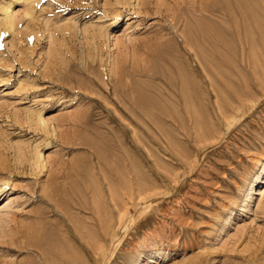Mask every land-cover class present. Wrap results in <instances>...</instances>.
I'll return each mask as SVG.
<instances>
[{"label":"rangeland","instance_id":"rangeland-1","mask_svg":"<svg viewBox=\"0 0 264 264\" xmlns=\"http://www.w3.org/2000/svg\"><path fill=\"white\" fill-rule=\"evenodd\" d=\"M261 1L0 0V205L8 206L4 210H0V264H24L26 258L28 259L33 256L32 254H34L35 258L42 261V257L38 252H31L19 247L24 245L25 228L35 220V211L46 209L47 203L44 192L47 189L46 187L52 185L51 188L58 189L59 186L57 185H60L61 188L59 189L63 190H59L60 203L64 201L63 205H61L66 207V209L70 208L72 210H65L69 213L67 215L70 218L71 216L77 218L79 215V221L83 220L84 216L82 213H78L75 203L79 202V205L83 204L85 206L87 204L89 206L92 205L90 204L91 200L93 202L97 198L98 203L100 197L101 202H103V199L104 201H109L110 192L108 185L106 183L101 185L103 179L101 177L103 174L101 173L103 171L100 172L101 170L98 167V161L100 160L101 165L106 169L105 172L107 171L106 173L110 178L113 175L111 179H113V183L116 182L113 185V189L117 192L118 195L115 192L114 194L117 195L121 203L119 204L121 214L118 210L119 208L117 209L113 202L109 201L110 204L108 201L105 202L108 205L103 202L102 205L105 204L106 207L104 205L102 207L100 202L97 204L96 200H94L93 205L95 209L101 207L104 208V211L101 208V210L98 209L100 212L103 211L101 214L100 212L97 214L93 211L96 216L92 215L93 212L91 213L90 211V220H93L90 223V232H94V235L90 233V241H92L90 245L91 247L94 246V248L90 247L91 254L88 255L84 251L85 248L82 244L71 243L72 241H67V238L65 239V236L63 237L59 233L60 231L57 229L60 228L59 224L62 222L66 224L69 218L67 217L66 219L65 215L57 211L54 204L51 203L49 208L51 212L48 214V218L52 222H56L54 224L58 223L57 226L59 227L56 225L54 227L57 234H54L59 241L55 239L56 237L53 238L56 242L52 243L55 241L52 240L51 243L55 245H49L51 250L49 248L46 250L48 251V253L46 252L48 254H46V257H48L47 260L50 257L51 260L56 258L58 262L56 260H46L42 264L62 263L61 254L67 250L68 253L66 252L65 254L70 259H75L77 255H80L82 258L84 257L83 260H80L82 258L79 256L76 258L77 261L76 259L74 261L71 260L72 263L70 264H74L75 262V264H89V262L90 264H104V262H106L105 264H264V0L263 2ZM204 6H207L208 9L207 7L204 8ZM7 10L12 14L13 27L5 23ZM219 10L220 12H218ZM225 12H227V15ZM216 14L220 17L222 16L221 19ZM224 17L227 22L224 20ZM257 17L260 18V21ZM250 22L251 24H249ZM256 22H260L259 26ZM245 23L248 27L250 25L252 30L250 27V29H245L247 27ZM225 25L228 26L225 27ZM218 29L222 31L219 33ZM247 30H250V33L248 32L250 35L246 32ZM213 31L217 33L215 34ZM196 32L198 34H203L204 32L207 34L206 38L209 37L206 39L204 38L205 34L199 36ZM195 35L199 37H196V41L194 42L192 36L195 37ZM189 36L191 38L190 41ZM201 37L206 43L201 40ZM197 38L200 40L198 41ZM226 39L230 45L227 44ZM184 40L185 42L187 40V44ZM208 40L213 44L211 45ZM231 40H234V44L237 46H234ZM216 42L220 43L216 44ZM190 44L193 46L191 47ZM217 46L221 49H218L221 51H218L219 54H222L220 57L215 56L218 55L217 48L219 47ZM214 47L216 52L212 49ZM192 48L194 52L196 51L195 53ZM223 48L226 55L222 51ZM225 50L228 53L232 51L233 54L231 55L235 56V58L231 57ZM160 55H164L163 58L166 57V59H163ZM157 57L159 58L157 59ZM214 57L217 60L219 59L217 62H219L220 68L215 62L216 59ZM227 59H231L229 61L234 66L227 64ZM208 60L210 62L213 61L210 64L212 66L215 65L217 71H215V66V69L211 67ZM233 60L235 63H233ZM222 61L224 64L226 63L225 67L223 66L224 64H221ZM203 62L204 64H202ZM205 63H208L207 65L211 67H209L210 69H208V66L204 67V69L209 70L208 72L205 70L207 74H204V71H202L204 70L202 66ZM170 64H174L172 66L175 68L173 69L175 73H171L173 70ZM229 65H231V69ZM192 68L194 69L192 70ZM212 69L214 73L211 71ZM220 69L226 72H221ZM232 69L234 71H231ZM143 70H146V72ZM229 70L233 73L231 74L234 79L231 74L228 75L230 73ZM139 71L143 73H139ZM193 71L194 74L192 73ZM218 71L221 72L220 75ZM215 72L220 77L215 75ZM159 74L163 75V78ZM209 74L210 77L208 76ZM187 75L189 76V81L191 78L193 80L190 82L185 80L188 79ZM211 75L214 76L216 82H219L214 83L218 84L219 88L216 85H212L214 80L211 78ZM222 75L225 78H221ZM229 76L232 78L230 80V84H233L231 85L232 88L228 85L229 81H226V78L230 79ZM208 77L211 81L208 80ZM130 78L133 81L132 83ZM220 78L224 79V81ZM183 79L184 81H181L180 84L182 86H180L179 82ZM107 80L110 83H107ZM121 80L125 81L122 83L123 85L118 83L122 82ZM175 80L178 82L176 83ZM225 81L227 83H223ZM172 82L179 88L177 89ZM192 83H197L196 85L200 89H197L198 87L192 85ZM187 84L188 86H186ZM202 84L204 85L202 86ZM94 85L98 88H95ZM184 85L186 89L182 90ZM165 86L167 87L165 88ZM169 86L171 87L169 88ZM187 87L191 90L189 91ZM96 89H100L101 92ZM116 89H118V92ZM187 90L189 93L186 92ZM164 91L168 92L169 96H175H172L171 99ZM205 91L206 93H204ZM218 91H221L220 93L226 91V93L220 94ZM102 92H104V95ZM192 92L193 96L190 95ZM194 92L197 95L199 93L200 96H195ZM216 92L222 96H214ZM126 93L129 94L126 96L130 97L132 103L128 98L126 99V96H123ZM134 94H136L135 101L133 99ZM105 95L106 97L104 98H107L106 102H104L105 99L103 98ZM151 96L157 101L153 100L152 102ZM159 96L162 99L165 97L167 99L162 100ZM122 97H125L124 99L126 100ZM138 98L139 100H137ZM178 98L182 106L179 105ZM186 99H188L187 103L189 104L193 102V106L197 102L198 105L196 103L195 106L200 107L201 110L197 112L196 107L194 108L192 105H189L190 110L185 108L183 104ZM165 100L167 102H164ZM149 101L151 104L146 105ZM174 103L175 106H173ZM199 103L208 108L203 107ZM124 104L126 105V109L123 106ZM110 105L116 108L113 109L115 111L112 110ZM220 108L223 110H220ZM194 109L196 112H194ZM224 109H226V112H224ZM134 110L137 112L135 113ZM179 111H181L179 113L181 118L179 117L178 120L177 116L179 115L176 113ZM182 112L184 114H181ZM81 113L82 115L84 113L88 120V124L83 126L84 129L76 123L78 122L76 115L78 116ZM139 113H142L141 116L144 118ZM183 115L187 120L182 121L184 119ZM194 115L195 117L197 116V119L199 118V121ZM162 116L166 121L162 119ZM40 118L44 122H41ZM201 118L202 120H200ZM145 119L147 122L144 121ZM180 119L181 122L185 121L187 123H181ZM194 119L200 123L196 122L198 124L195 125ZM96 120H100L99 122L97 121L98 125L94 124ZM129 122L133 125L128 124ZM152 122L154 126L151 124ZM107 125H111V128ZM118 129L121 130L119 132L114 131ZM137 129L142 133L140 131L137 132ZM109 131L114 135L110 134ZM91 132L95 134V137ZM105 132L107 133L105 134ZM131 133L133 134L131 135ZM139 133L142 135H140L142 139L139 138ZM157 133L160 135H157ZM162 134L164 135L161 136ZM108 138L110 141H108ZM84 139L85 142L83 141ZM115 139L117 140L115 141ZM147 140L151 145L146 142ZM124 141L128 145H125ZM118 144H122V146ZM83 145H86L88 148H90L89 145H93L95 148L93 150L90 148V150ZM127 147L128 149H126ZM96 148L97 150H95ZM147 149L149 151L152 150L150 151L151 153ZM114 151L119 152H115L116 154H114ZM120 151L124 153L121 154ZM154 151H156L155 154ZM38 153L41 154V158L38 157ZM85 153L88 154L90 166L86 159H84L86 162L83 160L86 155ZM91 153L93 154L91 155ZM97 153H100V155ZM126 153H129L132 157L129 155V158V156H126ZM124 154L125 157H123ZM120 156L123 157V160L120 159ZM102 157L106 161L105 159L102 160ZM155 158L160 161L156 162L157 159ZM133 159L132 165L137 162V164L141 162L139 165H142L140 167L136 165L130 166ZM75 160L81 162L78 163L80 167L77 165V162L74 163ZM126 160H128V163ZM152 160H156V163ZM93 161L97 162L96 166L93 165ZM116 162L120 163V165H117ZM86 163L88 167H85ZM107 163L109 168L112 169H108ZM157 163H159V166ZM73 164L74 166L76 164L78 167L75 166V169H73ZM127 167L129 169L130 167L133 168L128 172ZM134 167H137L136 169L139 168L136 170V175ZM141 167L144 171L146 169V172L141 170ZM124 168L127 173L124 172ZM77 170L78 173H75ZM115 170L117 172L120 170L118 174L120 173L122 176L120 174L119 176ZM86 171H89V174ZM130 171L133 173L131 172L132 174H130ZM145 174L149 175V177L143 178L142 176ZM90 175L91 177H89ZM150 175L154 180H149ZM96 176H98V179ZM116 176L121 177V179L124 176L123 178L125 179L121 180ZM168 176H172L173 178L171 177V179ZM115 177L116 179H114ZM133 177L137 183L132 181ZM141 178L145 181L148 178L147 181L149 182L153 180L154 182L151 181L150 184L152 185L153 183L155 188L149 182L139 181ZM75 179L76 181L79 180L80 184L78 182L75 183ZM92 179L94 180L92 181ZM85 180L89 181V183L91 181V185L89 186V183L86 184ZM82 181L84 185H81ZM120 181L124 187L129 186L130 188L128 189L127 187L124 191V187L121 185L123 188L118 187V190L116 186H120ZM124 181L127 184H124ZM156 181H158L157 185L160 186L161 184L163 188L156 186ZM64 184L66 185L64 186ZM87 185L89 187L93 185L91 189L94 188L92 192H96V194H90L91 192L88 194L85 190ZM141 185H145V187H141ZM97 186L99 191H96ZM149 187L153 188V190L158 187V190L156 189V192L154 190L151 194L153 190H150ZM99 188H103L104 191L102 190L101 192ZM140 188L142 194L139 191ZM146 189L151 192L147 191L148 193H145ZM122 190L124 191L123 193ZM71 191L73 192L71 193ZM62 192L65 196H63ZM125 192H127V195H130L128 196L130 201H128ZM135 192L137 193L135 194ZM85 193L90 195V201L86 202L87 199L85 197L87 195ZM101 193H104V198H102L103 195ZM73 194H76L77 197ZM94 195L95 198L93 197ZM139 196L140 199H138ZM69 198L73 203L69 202ZM77 198L79 200L83 199L86 204L81 203L83 201L80 200V202ZM131 201L135 204H132ZM65 204L67 205L65 206ZM79 205L76 207H79ZM92 206L90 210H93L94 206ZM122 206H124L125 210L122 209ZM72 207L75 209L73 210ZM110 209H113V211ZM109 210L112 212L110 213ZM76 212L77 214H75ZM102 213L104 216H102ZM105 215L107 218L109 217L108 221ZM118 215H124L121 224L117 223L119 219ZM101 216L104 218H102V221L100 219ZM96 217L99 218V222L94 221L95 219L97 220ZM50 219L49 221H51ZM60 219L63 221L60 222ZM71 219L75 221V224L79 223L77 219L73 217ZM82 223L83 221L78 225L82 227ZM103 223V226L106 228L102 227V230L101 224ZM95 228L100 229L96 231ZM107 229L109 230L107 231ZM104 230L106 233H104ZM102 232L104 233L103 235ZM94 236L96 238L101 236V238L99 237L100 240L104 236L105 240L104 238L101 241L99 238L97 240ZM61 237L65 240L61 239ZM63 241L68 243L67 248L72 245L73 249L69 248L70 253L69 249L64 247L66 243H63ZM57 242H59V245ZM73 244L75 245L73 246ZM76 244L80 245V247ZM95 245H97L96 248ZM98 245L102 247H98ZM54 246L56 250L58 247V252L53 249L55 248ZM60 247L63 249L62 251H60ZM75 247L77 250L80 248L84 250L80 249L78 250L79 253L82 252L79 254L77 251L75 254ZM96 249L98 250L95 252ZM52 250L54 253L56 252V257L51 252ZM91 250H94V253ZM99 257L101 260L99 259L100 261L98 262Z\"/></svg>","mask_w":264,"mask_h":264},{"label":"bare ground","instance_id":"bare-ground-1","mask_svg":"<svg viewBox=\"0 0 264 264\" xmlns=\"http://www.w3.org/2000/svg\"><path fill=\"white\" fill-rule=\"evenodd\" d=\"M261 2H263V0H262ZM218 5H219V3H218ZM206 7H207V6H206ZM206 7L204 6V8H206ZM218 7H219V6H218ZM219 8H220V7H219ZM221 8H222V7H221ZM207 9H208V7H207ZM210 10H211V9H210ZM217 10H218V9H217ZM220 10H222V9H220ZM220 10H219L218 12H220ZM202 11H203V10H202ZM211 11H212V10H211ZM223 11H224V9H223ZM206 13H208V12H206ZM209 13H211V12L209 11ZM212 13H213V11H212ZM212 13H211V14H212ZM221 13H222V12H221ZM248 13H251V12H248ZM214 14H215V13H214ZM225 14L227 15V12H225ZM228 14H229V13H228ZM216 15H217V14H216ZM216 15H215V16H216ZM244 15H245V13H244ZM261 15H262V14H261ZM231 16H233V15H231ZM251 16H252V14H251ZM217 17L219 18L220 16L217 15ZM221 17H222V16H221ZM221 17H220V19H221ZM226 17H227V16H226ZM229 17H230V16H229ZM257 18H258V17H257ZM220 19H219V20H220ZM225 19H226V18L224 17V20H225ZM227 19H228V17H227ZM230 19H231V18H230ZM259 19H260V18H258V20H259ZM263 19H264V18H263ZM248 20H249V18H248ZM250 20H251V19H250ZM225 21H226V20H225ZM259 21H260V20H259ZM226 22H227V21H226ZM5 23H6L7 25H9L10 27H13V25H14L13 18H12V14H11L8 10L6 11ZM228 23H229V22H228ZM228 23H227V24H228ZM246 23H247V22H246ZM246 23H245V26L247 25ZM256 23H258L257 25L259 26V23H260V22H256ZM249 24H251V22H250ZM227 26H228V25H225V27H227ZM230 26H231V25H230ZM237 26H238V25H237ZM249 27H250V25H249ZM249 27H248V25H247V27H246L245 29H247V28H249ZM228 28H229V27H228ZM236 28H237V27H236ZM250 28H251V30H252V27H250ZM250 28H249V29H250ZM263 28H264V26H263ZM220 29H221V28H220ZM220 29H218V30H219V33L222 31V30L220 31ZM239 29H240V28H239ZM239 29H238V30H239ZM242 29H244V28H242ZM259 29H262V28H259ZM263 30H264V29H263ZM185 31H186V30H185ZM215 31H217V30H215ZM232 31H233V28H232ZM186 32H187V31H186ZM213 32H214V31H213ZM239 32H240V31H239ZM239 32H238V34H239ZM246 32H247V33H248V32L250 33V30H249V31L247 30ZM187 33H188V32H187ZM193 33H194V32H193ZM214 33H215V32H214ZM214 33H213V34H214ZM216 33H217V32H216ZM216 33H215V34H216ZM247 33H246V34H247ZM249 33H248V34H249ZM259 33H261V32H259ZM183 34H184V32H183ZM190 34H191V32H190ZM190 34H188V35H190ZM196 34H198V33L196 32ZM201 34H202V33H200V34H198V35L200 36ZM204 34H205V33L203 32L202 35H204ZM211 34H212V33H211ZM221 34H222V33H221ZM223 34H224V33H223ZM232 34H234V33H232ZM240 34H241V32H240ZM206 35H207V34H205V37H204V36H202V37L206 38ZM209 35H210V34H209ZM217 35H218V34H217ZM225 35H226V34H225ZM249 35H250V34H249ZM249 35H246V36H249ZM199 36H196V35H195V37L192 36V38H194L193 41L195 42V41H196L195 38H196V37H199ZM210 36H211V35H210ZM215 36H216V35H215ZM215 36H214V37H215ZM222 36H223V35H222ZM254 36H255V35H254ZM259 36H260V35H259ZM262 36H263V34H262ZM183 37H186V36H183ZM202 37H201V40L203 41V38H202ZM208 37H209V36H208ZM208 37H207L206 39H208ZM214 37H212L213 40H215V38H216L217 36H216L215 38H214ZM257 37H258V35H257ZM263 37H264V36H263ZM189 38H190V36H189ZM189 38H188V39H189ZM224 38H225V37H224ZM239 38H240V37H239ZM246 38H247V37H246ZM250 38H251V36H250ZM250 38L248 37L247 39H250ZM253 38H254V37H253ZM260 38H261V37H260ZM184 39H185V38H184ZM197 39H198V38H197ZM240 39H241V38H240ZM256 39H259V38H256ZM256 39H254V40H256ZM190 40H191V38L189 39V41H190ZM199 40H200V39H198V41H199ZM204 40H205V39H204ZM209 40H210V39H209ZM209 40H208V42L211 41V40H210V41H209ZM213 40H212V41H213ZM241 40H242V39H241ZM241 40H240V42H241ZM215 41H216V40H215ZM215 41H214V43H215ZM225 41L227 42V39H226ZM229 41H230V40H229ZM231 41H232V40H231ZM252 41H253V40H252ZM252 41H251V42H252ZM184 42H185V40H184ZM186 42H187V40H186ZM186 42H185V43H186ZM203 42L206 43V41H203ZM221 42L224 44L223 41H221ZM236 42H237V41H236ZM247 42H248V40H247ZM251 42H250V43H251ZM205 43H204V44H205ZM219 43H220V42H219ZM219 43L216 42V44H219ZM242 43H243V42H242ZM180 44H182V43H180ZM186 44H187V43H186ZM194 44H195V43H194ZM196 44H197V42H196ZM210 44L212 45L213 43L210 42ZM225 44H226V43H225ZM227 44L230 45L229 42H227ZM232 44H233L234 46L236 45V44H234V40L232 41ZM166 45H167V44H166ZM177 45H178V44H177ZM197 45H198V44H197ZM201 45H202V44H201ZM207 45H208V44H206V46H207ZM214 45H215V44H214ZM233 45H232V46H233ZM252 45L254 46L253 43H252ZM255 45H256V44H255ZM190 46H191V44H190ZM192 46H193V45H192ZM192 46H191V47H192ZM223 46H225V45H223ZM236 46H237V45H236ZM246 46H247V45H246ZM194 47H196V46H194ZM194 47H193V48H194ZM204 47H205V46H204ZM208 47H209V45H208ZM215 47H216V45H215ZM215 47L212 48V49L216 52ZM217 47H219V46H217ZM220 47H221V45H220ZM220 47L217 48V52H218V51L221 52V51H220V50H221ZM255 47H256V46H255ZM193 48H192V50H193ZM210 48H211V47H210ZM230 48L232 49V47H230ZM230 48H228V49H230ZM233 48H234V47H233ZM164 49H165V48H164ZM164 49H162V50H164ZM194 49H195V48H194ZM206 49H207V48H206ZM218 49H220V50H218ZM225 49H227L226 46H225ZM236 49H237V48H236ZM176 50H177V48H176ZM223 50H224V48L222 49V51H223ZM159 51H160V50H159ZM179 51H181V50H179ZM208 51H209V50H208ZM225 51H226V50H225ZM235 51H236V50H235ZM235 51H234V52H235ZM243 51H244V49H243ZM160 52H162V51H160ZM193 52H194V50H193ZM195 52H196V51H195ZM195 52H194V53H195ZM197 52H198V50H197ZM209 52H210V51H209ZM211 52H212V51H211ZM219 52L217 53L218 55H215L216 57H217V56L220 57V56L222 55L221 53L219 54ZM223 52H224V51H223ZM202 53H203V51H202ZM202 53L200 52V54H202ZM226 53H228V52L226 51ZM175 54H176V53H175ZM180 54H181V53H180ZM184 54H185V53H184ZM184 54H183V55H184ZM224 54H225V52H224ZM224 54H223V55H224ZM228 54L231 55V54H233V53H232V51H231V53H228ZM158 55H159V54H158ZM185 55H186V54H185ZM189 55H190V54H189ZM198 55H199V54H198ZM225 55H226V54H225ZM234 55H235V54H234ZM160 56H161V55H160ZM160 56H159V57H160ZM163 56H164V55H162L161 57L163 58ZM204 56H205V55L203 54V57H204ZM159 57H157V59H158ZM178 57H179V56H178ZM181 57H183V56L181 55ZM194 57H195V56H194ZM229 57H230V56H229ZM231 57H234V58H235V56H233V55H231ZM231 57H230V58H231ZM164 58L166 59V57H164ZM164 58H163V59H164ZM196 58H197V57H196ZM196 58H195V59H196ZM204 58H205V57H204ZM206 58H207V57H206ZM221 58H222V57H221ZM221 58H220V59H221ZM224 58H225V57H224ZM226 58H227V56H226ZM155 59H156V58H155ZM197 59H198V58H197ZM197 59H196V60H197ZM200 59H202V58H200ZM214 59H216V58L214 57ZM222 59H223V58H222ZM232 59H233V58H232ZM168 60H169V59H168ZM202 60H203V59H202ZM204 60H205V59H204ZM209 60H210V59H209ZM209 60H208V61H209ZM211 60H212V59H211ZM227 60H228V59H227ZM229 60H231V59H229ZM229 60H228V62L226 61L227 64H231V63H232V62L230 63ZM234 60H235V59H234ZM234 60H233V63H235ZM166 61H167V60H166ZM171 61H172V60H171ZM200 61H201V60H200ZM200 61H197V62H200ZM208 61H205V62H208ZM217 61H219V59H218V60L216 59V61H215V62L217 63V65H218L219 62H217ZM167 62H168V61H167ZM201 62H202V61H201ZM201 62H200V63H201ZM215 62H214V64H216ZM224 62H225V60H224ZM224 62L222 61L221 64L223 65ZM200 63H198L199 66H201ZM210 63H213V61H211V62L209 61V64H210ZM226 63L223 65L224 67H225ZM160 64H161V63H160ZM202 64H204V62H203ZM207 64H208V63H207ZM207 64L205 63V65L202 66V67H203L202 69H204L205 66H208ZM214 64H213V65H214ZM170 65L172 66V65H174V64H170ZM191 65H192V63H191ZM191 65H190V67L193 66V65H192V66H191ZM210 65H211V64H210ZM210 65L208 66V69H210L211 67L215 69V67H216L215 65H214L215 67L212 66V65H211V67H210ZM231 65L234 66V64H231ZM231 65H229V66H230V69H231ZM235 65H236V64H235ZM166 66H167V65H166ZM166 66H165V67H166ZM171 66H170V67H171ZM219 66H220V64L218 65V67H219ZM229 66H228V67H229ZM209 67H210V68H209ZM151 68H152V67H151ZM154 68H155V67H154ZM166 68H168V67H166ZM219 68H220V67H219ZM234 68H235V67H234ZM234 68H233V69H234ZM169 69H170V68H169ZM171 69L173 70V69H175V68L172 66ZM193 69H194V68H192V70H193ZM196 69H197V68H196ZM196 69H195V70H196ZM208 69H204V70H202V71H204V74H207V72L209 71ZM221 69H222V68H221ZM221 69H220V71H221ZM225 69H226V68H225ZM233 69H232L231 71H234ZM205 70H207V72H205ZM143 71H144V70H143ZM189 71H190V70H189ZM211 71L214 73L213 69H212ZM215 71H217V67H216V70H215ZM223 71L226 72L225 70H222L221 72H223ZM119 72H120V71H119ZM119 72H118V74H119ZM135 72H136V71H135ZM141 72H142V71H139V73H141ZM144 72H146V70H145ZM167 72H168V71H167ZM169 72H171V71H169ZM180 72H182V71H180ZM218 72H219V71H218ZM221 72H219V75H220ZM229 72H230V70H229ZM123 73H124V72H123ZM130 73H132V72H130ZM142 73H143V72H142ZM171 73H175L174 70H173V72H171ZM177 73H178V72H177ZM192 73L194 74V71H193ZM209 73H210V72H209ZM215 73H216V72H215ZM227 73H228V72H227ZM231 73H232V72H230L228 75H230ZM125 74H126V73H125ZM133 74H134V73H133ZM137 74H138V73H137ZM161 74H162V73H161ZM197 74H199V72H197ZM197 74H196V75H197ZM210 74H211V73H210ZM210 74L208 75L209 77H210ZM232 74H233V73H232ZM232 74H231V76H232ZM146 75H147V74H146ZM146 75H145V76H146ZM159 75H160V74H159ZM179 75L182 76V74H180V73H179ZM200 75H201V74H200ZM215 75H217V73H216ZM224 75H225V74H224ZM122 76H123V75H122ZM160 76H162V78H163V75H160ZM170 76H171V75H170ZM185 76H186V75H185ZM187 76H188V75H187ZM190 76H191V74H190ZM193 76H194V75H193ZM206 76H207V75H206ZM212 76H213V75H211V78H213V80L215 81L214 76H213V77H212ZM217 76H218V75H217ZM116 77H117V76H116ZM119 77H120V76H119ZM132 77H133V76H132ZM167 77H168V76H167ZM191 77H192V76H191ZM191 77H190V78H191ZM197 77H198V76H197ZM199 77H200V76H199ZM209 77H208V78H209ZM218 77H220V76H218ZM218 77H216V78L218 79ZM226 77H228V76H226ZM229 77H230V76H229ZM120 78H121V77H120ZM136 78H137V77H136ZM168 78H170V77H168ZM172 78H173V77H172ZM194 78H195V77H194ZM200 78H201V77H200ZM221 78H225V77H223V75H222ZM221 78H220V79H221ZM232 78H233V76H232ZM232 78H231V77H230V79H229V78H228V79L226 78V81H227V80L229 81V82H228V85H230V87H231V85H233L232 83L230 84V82H231L230 80H231ZM121 79H123V78H121ZM150 79H152V78H150ZM173 79H174V78H173ZM175 79H176V78H175ZM179 79H181V78H179ZM198 79H199V78H198ZM233 79H234V78H233ZM117 80H118V79H117ZM119 80H120V79H119ZM127 80H128V79H127ZM153 80H154V79H153ZM165 80H166V79H165ZM177 80H178V78H177ZM185 80H188V82H190V81L193 80V78H191L190 81H189V76H188V79H185ZM195 80H196V79H195ZM195 80H194V81H195ZM208 80H210V78H209ZM221 80L224 81V79H221ZM103 81H104V80H103ZM107 81H108V80H107ZM113 81H114V80H113ZM121 81H122V80H121ZM130 81H131V78H130ZM171 81H172V79H171ZM181 81H184V79H183V80H180L179 85L181 84ZM210 81H211V80H210ZM210 81H209V82H210ZM214 81L212 82L213 84L211 83L212 85H216V84H214V83H219V82H216V81L214 82ZM226 81L223 82V83H227ZM105 82H106V81H105ZM114 82H115V81H114ZM124 82H125V81H124ZM124 82L122 81V82H118V83L122 84V83H124ZM132 82H133V81H131V83H132ZM164 82H165V81H164ZM166 82H167V81H166ZM168 82H169V81H168ZM175 82L177 83L178 81L175 80ZM196 82H198V81H196ZM201 82H202V81H201ZM232 82H233V80H232ZM103 83H104V82H103ZM107 83H110V82L108 81ZM118 83H116V84H118ZM134 83H135V81H134ZM184 83H185V82H184ZM193 83H194V82H193ZM193 83H192V85H196V84H197V83H196V84H193ZM202 83H203V82H202ZM156 84H157V83H156ZM165 84H167V83H165ZM165 84H164V85H165ZM169 84H170V82H169ZM172 84L175 85L173 82H172ZM190 84H191V83H190ZM199 84H200V83H199ZM220 84H221V83H220ZM220 84H219V85H220ZM234 84H235V81H234ZM105 85H107V84H105ZM122 85H123V84H122ZM131 85H132V84H131ZM131 85H129V86H131ZM203 85H204V84H202V86H203ZM209 85H210V84H209ZM94 86H95V85H94ZM94 86H93V88H94ZM119 86H120V85H119ZM133 86H134V84H133ZM175 86H176V85H175ZM180 86H182V85H180ZM186 86H188V84H187ZM190 86H191V85H190ZM205 86H206V85H205ZM205 86H204V88H205ZM216 86L218 87V84H217ZM216 86H215V87H216ZM222 86H223V85H222ZM224 86H225V85H224ZM106 87H107V86H106ZM106 87H105V89H106ZM127 87H128V85H127ZM149 87H150V86H149ZM166 87H167V86H165V88H166ZM170 87H171V86H169V88H170ZM173 87H174V86H173ZM184 87H185V85L183 86L182 90H183V89H186V88H184ZM193 87H194V86H193ZM196 87H198V86L196 85ZM196 87H195V88H196ZM212 87H213V86H212ZM215 87H214V90H215ZM220 87H221V86H220ZM91 88H92V87H91ZM95 88H98V87L95 86ZM169 88H167V89H169ZM176 88H177V86H176ZM178 88H179V87H178ZM178 88H177V89H178ZM190 88H191V87H190ZM218 88H219V87H218ZM218 88H216V89H218ZM225 88H226V87H225ZM231 88H232V87H231ZM130 89H132V88H130ZM136 89H137V88H136ZM153 89H154V88H153ZM167 89H165V90H167ZM180 89H181V88H180ZM187 89H188L189 91L191 90V89H189L188 87H187ZM197 89H200V88L198 87ZM202 89H203V88H202ZM226 89H227V88H226ZM226 89H225V90H226ZM96 90H100V89H96ZM116 90H117V92H118V89H116ZM126 90H127V88H126ZM128 90H129V87H128ZM133 90H134V89H133ZM188 90L186 91L187 93H189ZM192 90H194V89L192 88ZM203 90H204V89H203ZM219 90H221V89H219ZM92 91H93V90H92ZM92 91H91V92H92ZM123 91H124V90H123ZM131 91H132V90H131ZM162 91H163V90H162ZM169 91H170V90H169ZM177 91H181V90H177ZM221 91H222V90H221ZM221 91H218V92L220 93ZM100 92H101V90H100ZM117 92H115V93H117ZM129 92H130V91H129ZM129 92H127V93H129ZM134 92H136V91H134ZM164 92H165V91H164ZM196 92H198V91H196ZM196 92H194V95H195V96L197 95ZM199 92H200V91H199ZM212 92H213V89H212ZM214 92H215V91H214ZM218 92H216V94H214V96L216 95L217 97H219L218 95H220V94H222V93H226V91H223V92L220 93V94H219ZM227 92H228V91H227ZM96 93H97V91H96ZM102 93H103V95H104V92H102ZM113 93H114V92H113ZM127 93H126L125 95L123 94V96L129 95V94H127ZM165 93H166V95L168 94V92H165ZM180 93H182V92H180ZM184 93H185V92H184ZM204 93H206V91H205ZM217 93H218V94H217ZM107 94H108V93H107ZM109 94H110V93H109ZM132 94H133V92H132ZM139 94H140V93H139ZM162 94H163V93H162ZM182 94H183V93H182ZM192 94H193V92H192L190 95H192ZM227 94H228V93H227ZM229 94H230V92H229ZM100 95H101V94H100ZM110 95H111V94H110ZM120 95H121V94H120ZM134 95H135V96L133 97V99L136 97V94H134ZM163 95H165V94H163ZM163 95H162V96H163ZM169 95H170V94H168V96H169ZM185 95H186V93H185ZM101 96H102V95H101ZM130 96H131V95H130ZM168 96H167V97H168ZM172 96L174 97L175 95H171V96H169V97L172 99ZM187 96H188V94H187ZM187 96H186V97H187ZM192 96H193V95H192ZM199 96H200V95H199V93H198L197 97H199ZM220 96H222V95H220ZM230 96H231V94H230ZM98 97H99V95H98ZM104 97H106V95L103 96V98H104ZM115 97H117V96H115ZM156 97H157V96H156ZM159 97L161 98V96H159ZM169 97H168V98H169ZM176 97H177V96H176ZM183 97H184V96H183ZM201 97H202V96H201ZM204 97H205V96H204ZM118 98H119V95H118ZM118 98H117V100H118ZM120 98H121V97H120ZM122 98H123V97H122ZM124 98H125V97H124ZM124 98H123V99H124ZM127 98H128V97L126 96V99H127ZM184 98H185V97H184ZM191 98H193V97H191ZM104 99H105V98H104ZM126 99H124V100H126ZM128 99H129V101L132 103L130 97H129ZM151 99H152V102H153V100L157 101L155 98L153 99L152 96H151ZM161 99H162V98H161ZM161 99H160V100H161ZM164 99H167V98L165 97ZM164 99H162V100H164ZM195 99H196V97H195ZM195 99H194V100H195ZM220 99L222 100L221 97H220ZM230 99H231V98H230ZM106 100H107V98L104 100V102H106ZM108 100H109V99H108ZM119 100H122V99H119ZM137 100H139V98H138ZM140 100H141V99H140ZM162 100H161V101H162ZM169 100H170V99H169ZM179 100H180V99L178 98L179 105L182 106V104H180V101H179ZM182 100H183V99H182ZM187 100H188V99L184 100L185 102H184L183 106L185 105V108H188V110H190L189 108H190V106L193 104V102H192V104H191V102H190V104H189V103H187ZM197 100H198V99H197ZM200 100H201V99H200ZM200 100H199V101H200ZM207 100H208V99H207ZM207 100H205V101L207 102ZM210 100H211V99H210ZM134 101H135V99H134ZM171 101H172V100H171ZM189 101H190V100H189ZM195 101H196V100H195ZM203 101H204V100H203ZM208 101H209V100H208ZM219 101H220V100H219ZM228 101H229V100H228ZM231 101H232V100H231ZM107 102H108V101H107ZM120 102H122V101H120ZM140 102H141V101H140ZM162 102H163V101H162ZM164 102H167V100H165ZM217 102H218V100H217ZM113 103H114V102H113ZM131 103H130V104H131ZM155 103H156V102H155ZM169 103H170V102H169ZM172 103H173V102H172ZM196 103H197V102H195V104H196ZM212 103H213V102H212ZM219 103H220V102H219ZM108 104H110V103L108 102ZM119 104H120V103H119ZM122 104H123V103H122ZM122 104H121V106H122ZM136 104L139 105L138 103H136ZM140 104H141V103H140ZM148 104H151L150 101H149V103H147L146 105H148ZM157 104H158V103H157ZM157 104H156V105H157ZM166 104H167V103H166ZM187 104H188V105H187ZM195 104H194V106H193V105H192V106H193L194 108L196 107L197 112L200 111L201 108L195 106ZM199 104H200V103H199ZM201 104H202V103H201ZM201 104H200V105H201ZM204 104H205V103H204ZM220 104H221V103H220ZM220 104H219V105H220ZM131 105H132V104H131ZM141 105H142V104H141ZM189 105H190V106H189ZM196 105H198V103H197ZM215 105H216V104H215ZM123 106H125V109H126V105L124 104ZM127 106H128V104H127ZM173 106H175V103H174ZM180 106H179V107H180ZM188 106H189V107H188ZM202 106H203V104H202ZM202 106H201V107H202ZM204 106H205V105H204ZM204 106H203V107H204ZM223 106H224V104H223ZM110 107H112V106L110 105ZM136 107H137V106H136ZM162 107H163V106H162ZM164 107H165V106H164ZM205 107L208 108L207 106H205ZM221 107H222V106H221ZM228 107H229V106H228ZM130 108H131V106H130ZM158 108H159V107H158ZM197 108H198V109H197ZM216 108H217V107H216ZM224 108H226V107H224ZM113 109H116V108H115V107H114V108L112 107V110H113ZM127 109H129V108L127 107ZM151 109H152V108H151ZM168 109H169V108H168ZM177 109H178V108H177ZM179 109H180V108H179ZM221 109H222V108H220V110H221ZM88 110H89V108H88ZM88 110H87V111H88ZM96 110H98V109H96ZM99 110H100V109H99ZM129 110L131 111V109H129ZM135 110H136V109H135ZM135 110H134V112H135ZM148 110H149V108H148ZM165 110H166V109H165ZM165 110H164V111H165ZM181 110H182V109H181ZM191 110H192V109H191ZM217 110H218V108H217ZM222 110H223V109H222ZM224 110H225L224 112H226V109H224ZM113 111H115V110H113ZM144 111H145V110H144ZM144 111H143V112H144ZM152 111H154V109H152ZM160 111H161V110H160ZM170 111H171V110H170ZM172 111H173V110H172ZM116 112L118 113V115H120L118 111H116ZM128 112H129V111H128ZM136 112H137V111H136ZM136 112H135V113H136ZM154 112H155V111H154ZM154 112H153V113H154ZM161 112H163V111H161ZM166 112H167V111H166ZM180 112H181V111H179V112L176 113V114L179 115ZM194 112H196L195 109H194ZM202 112H203V111H202ZM202 112H199V113H202ZM84 113H85V112H84ZM84 113H83V115H82V113H81V114H80L81 116L78 115V116H80V117H78V116L76 115V118H77V120H78V122H76V123H78L82 128H83V126H85V125L88 124L87 116L84 115ZM97 113H98V112H97ZM97 113H95V114H97ZM101 113H102V112H101ZM150 113H151V112H150ZM186 113L189 114L188 112H186ZM85 114H86V113H85ZM124 114H125V113H124ZM124 114H123V117H124ZM132 114H133V113H132ZM139 114H140V116H141L142 113H139ZM144 114H145V113H144ZM146 114H147V112H146ZM156 114H158V113H156ZM163 114H164V113H163ZM166 114H167V113H166ZM172 114H174V113L172 112ZM176 114H175V116H177ZM181 114H184V113L182 112ZM195 114H196V113H195ZM220 114H221V113H220ZM225 114H226V113H225ZM97 115H98V114H97ZM101 115H103V114H101ZM130 115H131V113H130ZM133 115H134V114H133ZM148 115H149V114H148ZM159 115H160V114H159ZM159 115H158V116H159ZM168 115H171V114H168ZM189 115H190V114H189ZM229 115H230V113H229ZM116 116H117V115H116ZM121 116H122V114H121ZM134 116H136V115H134ZM173 116H174V115H173ZM173 116H172V117H173ZM175 116H174V119H175ZM181 116H182V115H181ZM192 116H193V115H192ZM192 116H191V118H192ZM197 116H198V114H197ZM197 116H196V117H197ZM200 116H201V115H200ZM200 116H199V117H200ZM223 116H224V115H223ZM136 117H137V116H136ZM136 117H135V119H136ZM141 117H143V116H141ZM141 117H140V118H141ZM145 117H146V116H145ZM147 117H148V116H147ZM162 117H163V116H162ZM177 117H178V120H179L180 115L177 116ZM183 117H184V115H183ZM194 117H195V115H194ZM194 117H193V118H194ZM196 117H195V118H196ZM92 118H94V117H92ZM105 118H106V117H105ZM120 118H121V117H120ZM143 118H144V117H143ZM168 118H169V117H168ZM180 118H181V117H180ZM189 118H190V117H189ZM124 119H125V118H124ZM126 119H127V118H126ZM159 119H161V118H159ZM162 119H164V117H163ZM170 119H171V117H170ZM196 119H197V118H196ZM196 119H194L195 122H194V120H193V122L195 123V125L198 124V123H200V122H198V121H199V118L197 119L198 121H196ZM77 120H76V121H77ZM139 120H140V119H139ZM142 120H143V119H142ZM164 120L166 121V119H164ZM183 120H187V119H185V117H184V119H182V121H183ZM200 120H202V118H201ZM40 121H41V122H44V120H43L42 118H40ZM97 121H98V120L94 121V122H96V123H94V124H97ZM99 121H100V120H99ZM99 121H98V122H99ZM104 121H106V120H104ZM124 121H126V120H124ZM127 121H128V120H127ZM144 121L147 122L146 119H145ZM149 121H150V120H149ZM171 121H172V120H171ZM175 121H176V119H175ZM188 121H189V120H188ZM92 122H93V121H92ZM92 122H91V123H92ZM101 122L104 123L102 120H101ZM120 122H121V121H120ZM120 122H118V123H120ZM167 122H168V121H167ZM172 122H173V121H172ZM176 122H177V121H176ZM180 122H181V119H180ZM189 122H190V121H189ZM196 122H198V123H196ZM89 123H90V122H89ZM107 123H108V122H107ZM115 123H116V121H115ZM122 123H123V122H122ZM138 123H139V122H138ZM164 123H166V122H164ZM169 123H170V122H169ZM181 123H187V122L184 121V122H181ZM126 124H127V123H126ZM128 124L131 125L132 123L129 122ZM140 124H142V123H140ZM148 124H149V123H148ZM151 124L153 125V122H152ZM157 124H158V123H157ZM162 124H163V123H162ZM174 124H175V123H174ZM177 124H178V123H177ZM97 125H98V124H97ZM99 125H100V123H99ZM103 125H104V124H103ZM103 125H101V126H103ZM132 125H133V124H132ZM143 125H144V124H143ZM158 125H159V124H158ZM160 125H161V124H160ZM163 125H164V124H163ZM182 125H183V124H182ZM182 125H181V127L183 128ZM186 125H187V124H186ZM186 125H185V127H186ZM107 126H110V128H111V125H107ZM119 126H120V125H119ZM146 126H147V125H146ZM149 126H150V125H149ZM153 126H154V125H153ZM155 126H156V125H155ZM166 126H167V125H166ZM178 126H179V125H178ZM115 127H117V126H115ZM120 127H121V126H120ZM147 127H148V126H147ZM150 127H151V126H150ZM167 127H168V126H167ZM181 127H180V128H181ZM187 127H188V126H187ZM85 128H86V127H85ZM97 128H99V127H97ZM112 128H113V127H112ZM135 128H136V127H135ZM140 128H141V127H140ZM151 128H152V127H151ZM170 128H171V127H170ZM175 128H176V126H175ZM83 129H84V128H83ZM89 129H90V128H89ZM107 129H108V128H107ZM107 129H106V130H107ZM113 129H114V128H113ZM131 129H132V128H131ZM133 129H134V126H133ZM133 129H132V130H133ZM141 129H142V128H141ZM146 129H147V128H146ZM154 129H155V128H154ZM173 129H174V128H173ZM106 130H105V131H106ZM120 130H121V129H120ZM120 130L118 129V130H114V131H118V132H119ZM132 130H131V131H132ZM176 130H177V129H176ZM85 131H86V130H85ZM89 131H90V130H89ZM107 131H108V130H107ZM110 131H111V130H110ZM110 131H109V132H110ZM114 131H113V132H114ZM134 131H135V129H134ZM136 131L138 132V131H140V130L137 129ZM147 131H148V129H147ZM152 131H153V130H152ZM81 132H82V131H81ZM83 132H84V131H83ZM101 132H103V131H101ZM121 132H122V131H121ZM140 132H141V131H140ZM91 133H92V132H91ZM106 133H107V132H105V134H106ZM115 133H116V132H115ZM135 133H136V132H135ZM141 133H142V132H141ZM92 134H93V133H92ZM110 134H112V133L110 132ZM116 134H117V133H116ZM120 134H121V133H120ZM120 134H119V135H120ZM132 134H133V133H131V135H132ZM210 134H211V133H210ZM96 135H97V134H96ZM112 135H114V134H112ZM122 135H123V134H122ZM122 135H121V136H122ZM134 135H135V134H134ZM140 135H141V134L139 133V138H141ZM149 135H150V134H149ZM149 135H148V137H149ZM157 135H160V134L157 133ZM163 135H164V134H162L161 136H163ZM208 135H209V134H208ZM208 135H207V136H208ZM93 136L95 137V134H93ZM106 136H107V135H106ZM108 136H109V135H108ZM136 136H137V135H136ZM141 136H142V135H141ZM151 136H153V135H151ZM161 136H159V137H161ZM207 136H206V137H207ZM82 137H83V136H82ZM115 137H116V136H115ZM123 137H124V135H123ZM206 137H205V138H206ZM210 137H212V136H210ZM213 137H214V135H213ZM213 137H212V138H213ZM88 138H89V137H88ZM88 138H87V139H88ZM109 138H110V137H109ZM109 138H108V139H109ZM112 138H113V137H112ZM119 138H120V137H119ZM137 138H138V137H137ZM161 138H162V137H161ZM208 138H209V136H208ZM81 139H82V138H81ZM81 139H80V140H81ZM89 139H91V138H89ZM93 139H94V138H93ZM105 139H106V138H105ZM122 139H123V138H122ZM134 139H135V138H134ZM141 139H142V138H141ZM153 139H155V138H153ZM102 140H103V139H102ZM116 140H117V139H115V141H116ZM139 140H140V139H139ZM155 140H157V139H155ZM159 140H160V139H159ZM159 140H158V142H159ZM161 140H162V139H161ZM78 141H79V140H78ZM83 141L85 142V139H84ZM98 141H99V140H98ZM108 141H110V139H109ZM113 141H114V140H113ZM118 141H119V139H118ZM151 141H152V139H151ZM74 142H75V141H74ZM84 142H83V143H84ZM102 142H104V141H102ZM105 142H106V141H105ZM105 142H104V143H105ZM122 142H123V141H122ZM124 142H125V141H124ZM141 142H142V141H141ZM146 142H147L148 144L151 145V143H149L148 140H147ZM146 142H145V143H146ZM152 142H153V141H152ZM154 142H156V141H154ZM161 142H162V141H161ZM80 143H81V142H80ZM88 143H89V142H88ZM104 143H103V144H104ZM114 143H115V142H114ZM147 143H146V145H147ZM75 144H76V142H75ZM84 144H85V143H84ZM90 144H91V143H90ZM110 144H111V143H110ZM112 144H113V143H112ZM122 144H123V143H122ZM122 144H118V145H121V146H122ZM124 144H125V145H128V144H126V142H125ZM130 144H131V143H130ZM138 144H140V143H138ZM155 144H156V143H155ZM99 145H100V143H99ZM107 145H108V144H107ZM141 145H142V144H141ZM83 146L86 147V145H83ZM89 146H90V148H91L92 150H93V148H95V147H93V145H92V146L89 145ZM114 146H115V145H114ZM147 146H149V145H147ZM152 146H153V145H152ZM154 146H155V145H154ZM119 147H120V146H119ZM125 147H126V146H125ZM150 147H151V146H150ZM155 147H156V146H155ZM86 148H88V147H86ZM90 148H88V149H90ZM123 148H124V147H123ZM129 148H130V147H129ZM136 148H137V147H136ZM146 148H148V147H146ZM91 149H90V150H91ZM103 149H104V147H103ZM126 149H128V147H127ZM137 149H138V148H137ZM144 149H145V148H144ZM151 149H153V148H151ZM156 149H157V148H156ZM85 150H86V149H85ZM95 150H97V148H96ZM113 150H114V149H113ZM115 150H116V149H115ZM122 150H124V149H122ZM147 150L149 151V149H147ZM100 151H101V150H100ZM100 151H99V152H100ZM103 151H104V150H103ZM124 151H125V150H124ZM133 151H134V149H133ZM133 151H132V152H133ZM150 151H152V150H150ZM150 151H149V152H150ZM86 152L90 153L89 151H86ZM94 152H97V151H94ZM115 152H119V151H114V154H116ZM121 152H122V151H120V153H121ZM129 152H130V151H129ZM134 152H135V151H134ZM138 152H139V151H138ZM146 152H147V151H146ZM155 152H156V151H154V154H155ZM120 153H118V154H120ZM123 153H124V152H123ZM123 153H121V154H123ZM150 153H151V152H150ZM85 154H86V155H85L86 158L84 157L83 160L86 159L87 162H88V160H89L88 157H87L88 154H87V153H85ZM92 154H93V153H91V155H92ZM97 154H98V153H97ZM106 154H107V152H106ZM106 154H105V155H106ZM108 154H109V153H108ZM111 154H113V153H111ZM127 154H128V155H127ZM131 154H132V153H131ZM154 154H153V157H154ZM94 155H95V153H94ZM94 155H93V156H94ZM98 155H100V153H99ZM129 155H130L129 153H126V156H129ZM95 156H96V155H95ZM95 156H94V158H95ZM114 156H115V155H114ZM121 156H123V155H121ZM121 156H120V157H121ZM130 156H131V155H130ZM130 156H129V158H130ZM150 156H151V155H150ZM150 156H149V157H150ZM38 157L41 158V154H40V153H38ZM82 157H83V156H82ZM123 157H125V154H124ZM123 157H121L120 159H122ZM131 157H132V156H131ZM136 157H137V156H136ZM151 157H152V156H151ZM151 157H150V158H151ZM153 157H152V158H153ZM80 158H81V157H80ZM98 158H100V157H98ZM106 158H107V157H106ZM114 158H115V157H114ZM114 158H113V159H114ZM117 158H118V157H117ZM117 158H116V159H117ZM129 158H128V159H129ZM137 158L139 159V157H137ZM103 159H105V158L102 157V160H103ZM126 159H127V158H126ZM155 159H157V158H155ZM76 160H77V159H76ZM76 160L74 161V163L77 162ZM80 160H81L82 163L86 162L85 160H84V162L82 161V159H80ZM117 160H118V159H117ZM122 160H123V159H122ZM129 160H131V159H129ZM94 161H95V160H94ZM94 161H93V162H94ZM97 161H98V160H97ZM100 161H101V160H100ZM100 161H98V165H99L98 167L100 168L99 170H101L100 172L103 171V172L101 173V174H103V175L101 176V177L103 178L102 181H101V185H104L105 183H106V185H108L109 192H110V196H109L110 199H109V201L113 202L114 205L117 207V209L119 208L118 210L120 211V214H121V208H120V205H119V204H121V203L119 202V199L117 198V195H118L117 192H115V191H114L115 189H113V188H114L113 185H114L116 182L113 183V179H111V178L113 177L112 173H111L112 177L110 178L109 175L106 173L107 171L105 172L106 169L101 165V162H100ZM105 161H106V159H105ZM109 161H110V160H109ZM126 161H127V163H128V160H126ZM152 161L155 162L156 160H152ZM158 161H160V160L157 159L156 162H158ZM81 162H79V160H78L77 165L79 166L78 163H81ZM103 162H104V161H103ZM112 162H113V161H112ZM120 162H121V160H120ZM133 162H134V159H133V161H131V163L129 162V163L131 164L130 166H135V165H136V166L140 167V166L142 165V164L139 165L141 162H139V164H137V163H138V162H137L136 164L132 165ZM156 162H155V163H156ZM94 163H95V162H94ZM94 163H93V165L96 166V163H97V162H96L95 164H94ZM150 163H151V162H150ZM88 164H89V166H90L91 163L88 162ZM102 164H103V163H102ZM104 164H106V163H104ZM111 164H112V163H111ZM111 164H110V165H111ZM113 164H114V163H113ZM116 164H117V165H120V163H118V162H116ZM125 164H126V163H125ZM125 164H124V165H125ZM151 164H152V163H151ZM157 164H158V166H159V163H157ZM77 165L75 164V166H77ZM82 165H83V164H82ZM107 165H108V163H107ZM147 165H148V163H147ZM72 166H73V169H75L74 164H73ZM78 166H77V167H78ZM104 166H105V165H104ZM79 167H80V166H79ZM83 167H84V166H83ZM83 167H82V168H83ZM85 167H88V166H87V163L85 164ZM125 167H126V166H125ZM151 167H152V166H151ZM156 167H157V165H156ZM122 168H123V166H122ZM132 168H133V167H130V169H132ZM136 168H137V167H136ZM136 168L134 167V169H135V175H136V173H137L136 170L139 169V168H138V169H136ZM144 168H145V167H144ZM157 168H158V167H157ZM70 169H71V168H70ZM80 169H81V168H80ZM88 169H89V168H88ZM95 169H96V167H95ZM97 169H98V168H97ZM108 169L110 170V169H112V168H109V165H108ZM113 169H114V168H113ZM116 169H117V168H116ZM127 169H128L127 171L129 172V170H130L129 167H127ZM140 169L143 170L142 167H141ZM158 169H159V168H158ZM158 169H157V170H158ZM86 170H87V168H86ZM121 170H122V169H121ZM150 170H151V169H150ZM75 171H76V170H75ZM83 171H84V170H83ZM115 171H116V173L118 174V172H119L120 170H119L118 172H117V170H115ZM132 171H133V170H132ZM132 171H130V174L133 173ZM143 171H144V170H143ZM86 172L88 173L89 171H86ZM95 172H96V170H95ZM95 172H94V173H95ZM97 172H98V170H97ZM110 172H111V171H110ZM124 172H125V168H124ZM124 172H123V173H124ZM131 172H132V173H131ZM138 172H139V171H138ZM141 172H142V171H141ZM144 172H146V169H145ZM144 172H143V173H144ZM147 172H148V170H147ZM155 172H156V170H155ZM72 173H73V172H72ZM75 173H78V170H77V172H75ZM75 173H74V174H75ZM87 173H86V174H87ZM123 173H122V174H123ZM125 173H127V172H125ZM139 173H140V172H139ZM148 173H149V172H148ZM148 173H147V174H148ZM88 174H89V173H88ZM92 174H93V171H92ZM92 174H91V175H92ZM95 174H96V173H95ZM98 174H100V173H98ZM98 174H97V175H98ZM101 174H100V175H101ZM109 174H110V173H109ZM113 174H114V173H113ZM119 174H120V173H119ZM119 174H118V175H119ZM147 174H145L146 176L143 175L142 177H143V178H145V177H147V176L149 177V175H147ZM149 174H150V173H149ZM91 175H90L89 177H91ZM115 175H116V174H115ZM115 175H114V176H115ZM120 175H121V174H120ZM120 175H119V176H120ZM123 175H124V174H123ZM127 175H128V174H127ZM135 175H133V176H135ZM141 175H142V174H141ZM155 175H156V174H155ZM175 175H176V174H175ZM86 176H87V175H86ZM86 176H85V178H87ZM98 176H99V175H98ZM98 176H96L97 179H98ZM121 176H122V175H121ZM131 176H132V175H131ZM139 176H140V174H139ZM156 176H157V175H156ZM158 176H159V175H158ZM173 176H174V173H173ZM89 177H88V179H89ZM93 177H94V176H93ZM116 177L121 179V177H118V176H116ZM116 177H115L114 179H116ZM123 177H124V176H123ZM123 177H122L121 180L125 179V178H123ZM135 177H137V176H135ZM168 177H169V176H168ZM171 177H172V176H170L169 178H171ZM74 178H76V176H74ZM82 178H83V177H82ZM82 178H80V179H82ZM127 178L129 179L128 176H127ZM127 178H126V179H127ZM138 178H139V177H138ZM159 178H160V177H159ZM164 178H165V177H164ZM172 178H173V177H172ZM172 178H171V179H172ZM88 179H87V180H88ZM95 179H96V178H95ZM97 179H96V181H97ZM134 179H135V178L133 177V179H132L133 182L135 181ZM147 179H148V178H146V181H145V180H142V178H141V179H139V181L141 180V181H145L146 183H148L149 181H147ZM150 179H153V180H154V178L151 177V175H150L149 180H150ZM155 179H156V178H155ZM171 179H170V180H171ZM68 180H69V178H68ZM77 180H78V179H77ZM83 180H84V178H83ZM87 180H85V181L87 182ZM89 180H91V179H89ZM93 180H94V179H92V181H93ZM99 180H100V179H99ZM103 180H104V182H103ZM153 180H151V181H153ZM175 180H176V178H175ZM78 181H79V180H78ZM78 181H76V179H75V183L78 182ZM125 181L128 182L129 180H125ZM125 181H124V184H127V183H125ZM151 181H150V182H151ZM172 181H173V180H172ZM130 182H131V181H130ZM150 182H149V184H150ZM153 182H154V181H153ZM67 183H68V182H67ZM70 183H71V182H70ZM78 183H79V182H78ZM88 183H89V181H88L86 184H88ZM90 183H91V181H90ZM90 183H89V186L91 185ZM93 183H94V182H93ZM98 183H99V182H98ZM117 183H118V182H117ZM121 183H122V182L120 181V184H119L120 186H116L118 190H119L118 187H121V185H122ZM134 183H137V182L135 181ZM134 183H133V184H134ZM161 183H162V182H161ZM79 184H80V183H79ZM139 184H140V183H139ZM141 184H142V183H141ZM143 184H144V183H143ZM157 184H158V181H156V184H155V185L158 186ZM65 185H66V184H64V186H65ZM81 185H84V184H83V181H82ZM95 185H96V184H95ZM128 185H130V184L128 183ZM150 185H151V184H150ZM51 186H52V185H51ZM51 186L46 187L47 189H45V191H44V192H45V196H46V200H45V201H46L48 207L46 206V209H45V208L42 209V210L38 209L37 211H35V212H36V213H35V214H36V216H35V220H34V221L32 220L33 222L30 221L31 223H30L29 225L27 224L28 226H26V228H25L26 230H25V234H24V238H25V239H24V240H25V241H24V245L22 244L23 246H20V247H19L20 249H26V250H29V251H31V252H34V251L38 252V253L41 255V257H42V258H41L42 261H40V260H38L37 258H35L34 254H32L33 256L29 257L28 259L26 258V260H25V261H26V262H25L26 264H42L43 261H44V263H45V261H46L47 258H48V257H46V256L48 255V254H47L48 251H46V250H47L48 248L50 249V248H51L50 246L55 245V244H52V243L56 242V240L59 241V240L57 239L56 235L54 234V233H56V231L54 230V227H55V225L57 226L58 223H57V224H54V223H56V222H52V220H51L50 218H48V217H49L48 214L51 212V210L49 209L51 203L54 204V206L56 207L57 211L62 212V213L65 215L64 217H66V219H67V217L69 218V219H67V221L69 222V224H67L68 222H67L66 224H64V222H62L61 224H59V225H60V228H57V227H59V226L56 227V228L60 231L59 233L62 234L63 237L65 236V239L67 238V241H68V240H69V241H72L71 243L74 242V243H80V244H82V245L84 246L85 250H84V249H81V248H80V249H81V250H84L88 255L91 254V253H90V247H91L90 244H92V243H91L92 241H90V238H91V237H90V233H91V235H94V234H93L94 232H90V229H91V228H90V223H91V220H92V219L90 220V211H91V213H92L93 211H95V213L99 214L100 211H99L98 209H100L101 207H100V208L97 207L98 209H95V206L93 205V202H95L94 200H96L97 198L94 199V198H95V195H94V196H93L94 198L92 197V199H94L93 202H92V200L90 199V200H91L90 204H92L94 207H93L92 205H89V206H88V205L84 202V200H83V199H84L83 195H82L83 199H80V200H82L83 202H81V201L77 198L81 203H85V204H86V205L84 204L85 206H83V204L79 205V202H78V203H75L76 206L79 205V207H76V206H75V208L78 210V213H79V214L82 213V215L84 216V219L81 220V221H83V223H82L83 225H82V227H81L80 225H78V224H81V221L78 220V216H79V215L77 216V218L74 217V216H71V218L73 217L74 219H77V221L79 222L78 224H77V223L75 224V223H74L75 221H72V219L68 216L69 213H67V212L65 211V210L70 209V208H67V209H66V207H63V206H62V205H63L62 203H63L64 201H63V202L61 201L62 203H60L59 190H60V191H63L62 189H59V188H61L60 185H59V184L57 185V186H59L58 189H56V188L54 189V187H52L54 190L51 188ZM54 186H55V185H54ZM57 186H56V187H57ZM78 186H80V185H78ZM89 186L87 185L86 188H85V190L88 192V194H89L90 192H91L90 194H94V193L96 194V192H94V193L92 192V190H94V188L91 189V187H93V185H92L91 187H89ZM122 186H123V185H122ZM136 186H137V185H136ZM136 186H135V187H136ZM146 186H147V185H146ZM151 186H153V183H152ZM160 186H161V184H160ZM160 186H158V187H160ZM83 187H84V186H83ZM123 187H124V186H123ZM123 187H121V188H123ZM127 187H128V189L130 188L129 186H127ZM127 187H124V188H123L124 191H125V189H127ZM139 187H140V186H139ZM139 187H138V188H139ZM141 187H145V185H141ZM153 187H154V186H153ZM158 187H156L157 190H158ZM161 187H162V186H161ZM50 188H51V190H50ZM64 188H66V187H64ZM72 188H74V187L72 186ZM80 188H81V187H80ZM95 188H96V186H95ZM154 188H155V187H154ZM162 188H163V187H162ZM76 189H77V188H76ZM99 189H100V188H99ZM117 189H116V190H117ZM131 189H132V188H131ZM136 189H137V188H136ZM136 189H135V190H136ZM149 189H150V190H153V188L151 189L150 187H149ZM156 189H154L155 192H156ZM65 190H66V189H65ZM70 190H71V189H70ZM74 190H75V188H74ZM100 190H101V192H102L103 188L100 189ZM140 190H141V188L139 189V191H140ZM150 190H149V191H150ZM154 190H153L152 192L150 191L151 194L154 192ZM75 191H76V190H75ZM77 191H78V190H77ZM77 191H76V192H77ZM80 191H81V190H80ZM96 191H99V190H98V186H97V190H96ZM103 191H104V190H103ZM107 191H108V190H107ZM124 191L122 190V193H123ZM131 191H132V190H131ZM147 191H148V189H146V191H144V192L146 193ZM149 191H148V192H149ZM72 192H73V191H71V193H72ZM84 192H85V191H84ZM114 192H115L117 195H115ZM118 192H119V191H118ZM128 192H129V191H128ZM141 192H142V191H140V193H141ZM148 192H147V193H148ZM150 192H149V193H150ZM62 193H63V192H62ZM65 193H66V191H65ZM67 193H68V192H67ZM74 193H75V192H74ZM77 193H79V192H77ZM126 193H127V192H125V194H126ZM136 193H137V192H135V194H136ZM138 193H139V192H138ZM140 193H139V194H140ZM63 194H64V193H63ZM85 194L87 195V193H85ZM98 194H99V193H98ZM98 194H97V195H98ZM101 194H102V193H101ZM103 194H104V193H103ZM103 194H102V195H103ZM130 194H131V193H130ZM141 194H142V193H141ZM160 194H161V193H160ZM60 195H61V194H60ZM73 195L76 196V194H73ZM97 195H96V196H97ZM108 195H109V194H108ZM146 195H147V194H146ZM45 196L43 195V197H45ZM63 196H65V194H64ZM66 196H67V195H66ZM70 196H71V195H70ZM79 196H80V195H79ZM99 196H101V195L99 194ZM104 196H105V195H103L102 198H104ZM120 196H121V195H120ZM126 196H127V198H128V196H130V195H129V194H128V195L126 194ZM144 196H145V195H144ZM68 197H69V196H68ZM68 197H67V198H68ZM71 197H72V196H71ZM71 197H70V198H71ZM76 197H77V196H76ZM89 197H90V195H87V197H85V198L87 199L86 202H87V201H90V200H89ZM97 197H98V196H97ZM137 197H138V195H137ZM70 198H69V199H70ZM72 198H73V197H72ZM80 198H81V197H80ZM98 198H99V197H98ZM100 198H101V197H100ZM100 198L98 199V200H99L98 203L100 202L101 206L103 207V205L105 206V204H107V203H105V202H107L108 200L104 201V199H103V202H104L105 204L102 205L103 202H101L102 200H101ZM120 198H121V197H120ZM141 198H142V197H141ZM65 199H66V198H65ZM75 199H76V198H75ZM107 199H108V197H107ZM122 199H125V198H122ZM130 199H131V198H130ZM138 199H140V196H139ZM61 200H62V199H61ZM78 200H77V201H78ZM154 200H155V199H154ZM156 200H157V199H156ZM70 201L72 202L71 199L69 200V202H70ZM73 201H74V200H73ZM109 201H108V202H109ZM122 201H123V200H122ZM128 201H130L129 198H128ZM152 201H153V200H152ZM67 202H68V201H67ZM74 202H76V201H74ZM124 202H125V201H124ZM131 202H132V201H131ZM72 203H73V202H72ZM96 203H97V200H96ZM98 203H97V204H98ZM125 203H126V202H125ZM125 203H124V204H125ZM53 204H52V205H53ZM61 204H62V205H61ZM69 204H70V203H69ZM88 204H89V202H88ZM94 204H95V203H94ZM100 204H99V206H100ZM109 204H110V202H109ZM127 204L129 205L130 203H127ZM132 204H135V203L132 202ZM66 205H67V204H65V206H66ZM107 205H108V204H107ZM125 205H126V204H125ZM128 205H127V206H128ZM130 205H131V204H130ZM136 205H137V204H136ZM70 206H71V205H70ZM91 206L93 207V210H90V207H91ZM6 207H8V206H5V205L1 204V205H0V210H1V209L4 210V208H6ZM55 207H54V208H55ZM105 207H106V206H105ZM113 207H114V206H113ZM122 207H123L122 209H124V206H122ZM63 208H65V209H63ZM75 208H74V209H75ZM108 208H109V207H108ZM108 208H107V209H108ZM111 208H112V206H111ZM134 208H135V207H134ZM141 208H142V206H141ZM72 209H73V207H72ZM74 209H73V210H74ZM101 209L104 211V208H101ZM101 209H100V210H101ZM70 210H71V209H70ZM70 210H69V211H70ZM105 210H106V209H105ZM110 210L113 211V209H110ZM110 210H109V212L111 213L112 211H110ZM124 210H125V209H124ZM124 210H123V211H124ZM52 211H53V210H52ZM67 211H68V210H67ZM71 211H72V210H71ZM103 211H101V212H103ZM123 211H122V213H123ZM101 212H100V214H101ZM106 212L109 213L108 211H106ZM70 213H72V212H70ZM73 213H74V212H73ZM73 213H72V214H73ZM107 213H105V214H107ZM133 213H134V212H133ZM67 214H68V215H67ZM75 214H77V212H76ZM102 214H103V213H102ZM117 214H118V212H117ZM123 214H124V213H123ZM139 214H140V213H139ZM52 215H54V214H52ZM82 215H81V217H82ZM92 215L96 216V215L94 214V212H93ZM109 215H110V214H109ZM128 215H129V214H128ZM56 216H57V215H56ZM97 216H98V215H97ZM102 216H104V214H103ZM102 216H101V218H100L101 221L104 219ZM105 216H106V215H105ZM123 216H124V215H120V216L118 215L119 219L117 220V221H118L117 223H120V224L122 223ZM132 216H133V215H132ZM140 216H141V214H140ZM54 217H55V216H54ZM99 217H100V215H99ZM134 217H135V216H134ZM91 218H92V216H91ZM94 218H95V217H94ZM94 218H93V219H94ZM96 218H97V220L95 219L94 221H95V222H97V221L99 222V221H100V220H98L99 218H98V217H96ZM102 218H103V219H102ZM105 218H107V216H106ZM108 218H109V217H108ZM108 218H107V221H108ZM129 218H130V217H129ZM49 219H50L51 221H49ZM57 219H58V217H57ZM62 219H63V218H62ZM79 219H80V217H79ZM111 219H112V218H111ZM58 220H59V219H58ZM63 220H64V219H63ZM63 220L60 219V222L63 221ZM54 221H55V220H54ZM77 221H76V222H77ZM92 221H93V220H92ZM105 221H106V220H105ZM114 221H115V219H114ZM135 221H136V219H135ZM57 222H58V221H57ZM95 222H94V223H95ZM94 223H93V224H94ZM106 223H107V222H106ZM109 223H111V222H109ZM93 224H92V225H93ZM95 224H96V223H95ZM92 225H91V226H92ZM101 225H102L101 228H102V227H103V228H106V227L103 226L104 223L101 224ZM116 225H117V224H116ZM93 226H95V225H93ZM96 226H99V225H96ZM105 226H108V225H105ZM79 227L82 228V229H80ZM99 227H100V226H99ZM110 227H111V226H110ZM115 227H116V226H115ZM122 227H123V226H122ZM103 228H102V230H103ZM107 228H108V227H107ZM111 228H112V227H111ZM57 229H56V230H57ZM92 229H93V227H92ZM95 229H96V228H95ZM99 229H100V228H99ZM99 229H96V231H97V230L99 231ZM58 230H57V232H58ZM108 230H109V229H107V231H108ZM113 230H115V229H113ZM91 231H92V230H91ZM104 231H105V230H104ZM104 231H103V232H104ZM100 232H101V230H100ZM103 232H102V235H103L104 233H106V231H105L104 233H103ZM59 233H58V236H59ZM95 233H96V232H95ZM112 233H113V232H112ZM56 234H57V233H56ZM96 234H97V233H96ZM99 234H100V233H99ZM54 235H55V236H54ZM60 236H61V235H60ZM104 236H106V235H104ZM104 236H103V238H104V240H105V237H104ZM115 236H116V235H115ZM54 237H56V238H55L56 240L53 239ZM92 237H93V236H92ZM94 237H95V236H94ZM99 237L101 238V236H98V238H99ZM120 237H121V236H120ZM95 238H96V237H95ZM95 238H94V240H95ZM98 238H96V239L98 240ZM100 238H99V240H100ZM103 238H102V239H103ZM61 239H64V238L61 237ZM65 239H64V240H65ZM102 239H101V240H102ZM52 240H55V241L52 242ZM101 240H100V241H101ZM22 241H23V240H22ZM60 241H61V240H60ZM95 241H96V240H95ZM51 242H52V243H51ZM98 242H99V241H98ZM105 242H106V241H105ZM116 242H117V241H116ZM116 242H115V243H116ZM22 243H23V242H22ZM57 243H58V245H59V242H57ZM63 243H66V241H63ZM63 243H62V244H63ZM60 244H61V242H60ZM67 244H68V243H66L65 246H64V244H63V246L66 247ZM97 244H98V243H97ZM113 244H114V243H113ZM49 245H50V246H49ZM58 245H57V246H58ZM70 245H71V244H70ZM74 245H75V244H73V246H74ZM76 245H77V244H76ZM93 245H94V244H93ZM104 245H105V243H104ZM60 246H61V245H60ZM71 246H72V245H71ZM71 246H70V247H71ZM77 246H78V245H77ZM54 247H55V246H54ZM58 247H59V246H58ZM58 247H57V250H58ZM61 247H62V246H61ZM61 247H60V248H61ZM64 247H62V248L64 249ZM70 247H68V248L66 247V248L69 249ZM78 247H80V245H79ZM92 247L94 248V246H92ZM92 247H91V248H92ZM96 247H97V245H95V248H96ZM98 247H102V246H99V245H98ZM105 247H106V246H105ZM109 247H110V246H109ZM62 248H61V250H60V249H59V250L62 251V250H63ZM71 248L73 249V247H71ZM71 248H70V249H71ZM75 248H76V247H75ZM75 248H74V249H75ZM93 248H92V249H93ZM53 249L56 250V247L53 248ZM70 249H69V253L71 252ZM80 249H78V250H80ZM50 250H51V249H50ZM57 250H56V251H57ZM78 250H77V248H76V251L74 252V250H72V252H74V253L76 254V252H77ZM97 250H98V249H96L95 252H96ZM102 250H103V249H102ZM102 250H101V251H102ZM60 251H59V252H60ZM67 251H68V250H67ZM67 251H66V252H67ZM84 251H83V253H84ZM91 251H93V253H94V250H91ZM46 252H47V253H46ZM51 252H53V250H52ZM57 252H58V251H57ZM63 252H64V251H63ZM63 252H62L63 255L61 254V256H62V257H61V260H63V262H62L63 264H65L66 262H67V264H68V263L70 264V263H72L71 260L74 261L77 257L80 256V255H77L75 259H73V258L70 259L69 257L66 256V254H65L66 252H64V253H63ZM81 252H82V251H81ZM81 252H80V253H81ZM107 252H108V251H107ZM29 253H30V252H29ZM55 253H56V252H55ZM55 253L53 252V255L56 257L57 254H55ZM67 253H68V252H67ZM78 253H79V251H78ZM80 253H79V254H80ZM46 254H47V255H46ZM49 254L51 255V253H49ZM103 254H104V252H103ZM114 254H115V253H114ZM50 255H49V256H50ZM53 255H51V256L53 257ZM67 255H68V254H67ZM71 255H72V253H71ZM73 255H74V254H73ZM83 255H84V254H83ZM94 255H95V254H94ZM94 255H93V256H94ZM98 255H99V254H98ZM104 255H105V254H104ZM104 255H103V256H104ZM109 255H110V254H109ZM29 256H30V255H29ZM58 256H59V255H58ZM74 256H75V255H74ZM84 256H85V255H84ZM59 257H60V256H59ZM71 257H72V256H71ZM80 257H81V256H80ZM89 257H90V256H89ZM81 258H82V257H81ZM83 258H84V257H83ZM83 258L80 259V260H83ZM57 259L60 261L59 258H57ZM86 259H87V258H86ZM86 259H85V260H86ZM95 259H96V258H95ZM99 259H100V257L98 258V262L101 260V259H100V260H99ZM49 260H50V261H52V260H56V258H53V259L51 260V257H50ZM49 260H47V261H49ZM56 261H57V260H56ZM65 261H66V262H65ZM76 261H77V259H76ZM95 261H96V260H95ZM22 262H23V261H22ZM57 262H58V261H57ZM64 262H65V263H64ZM78 262H79V261H78ZM87 262H89V261L87 260ZM87 262H86V263H87ZM23 263H24V262H23ZM25 263H24V264H25ZM46 263H48V262H46ZM62 263L59 262V264H62ZM75 263H76V262H75ZM75 263H74V264H75ZM82 263H83V262H82ZM84 263H85V261H84ZM105 263H106V262H104V264H105ZM51 264H52V263H51ZM56 264H57V263H56ZM78 264H79V263H78ZM89 264H90V262H89Z\"/></svg>","mask_w":264,"mask_h":264}]
</instances>
